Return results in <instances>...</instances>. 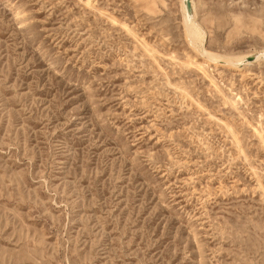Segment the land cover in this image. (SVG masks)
I'll return each instance as SVG.
<instances>
[{
    "label": "rangeland",
    "instance_id": "374dc122",
    "mask_svg": "<svg viewBox=\"0 0 264 264\" xmlns=\"http://www.w3.org/2000/svg\"><path fill=\"white\" fill-rule=\"evenodd\" d=\"M193 2L264 52V0ZM181 9L0 0V264H264V62Z\"/></svg>",
    "mask_w": 264,
    "mask_h": 264
},
{
    "label": "bare ground",
    "instance_id": "6f19581e",
    "mask_svg": "<svg viewBox=\"0 0 264 264\" xmlns=\"http://www.w3.org/2000/svg\"><path fill=\"white\" fill-rule=\"evenodd\" d=\"M185 0H180L181 2V7H182V20H183V25H184V32H185V37L193 51L196 53L197 56H203L206 58L209 62L214 63V69H218L219 65L220 67H226L234 70H241L246 67L251 66L254 63L257 62H264V52L255 54V55H242L240 57L232 58V57H221L219 55H216L212 52H209L206 50L205 47H203V41L206 36V32L203 31V29L199 26V24L196 23L195 21V14L189 16L187 13L186 17V8L185 4L183 3ZM190 1V0H189ZM193 7L194 2L191 0L190 3ZM192 18V20H191ZM252 59V60H249ZM196 63L195 68L196 71H199L203 73L205 76V71H204V65L202 63H198L197 60H195V57L190 58L188 57L186 63L188 65H191L192 63ZM204 64H207V62H203ZM208 77V76H206ZM210 84L215 86L214 82L212 79L209 78ZM258 133V132H257ZM259 134V133H258Z\"/></svg>",
    "mask_w": 264,
    "mask_h": 264
},
{
    "label": "water",
    "instance_id": "95a60500",
    "mask_svg": "<svg viewBox=\"0 0 264 264\" xmlns=\"http://www.w3.org/2000/svg\"><path fill=\"white\" fill-rule=\"evenodd\" d=\"M184 4H185V7H186L188 15L191 16L192 15V10H191L190 1L189 0H185ZM249 60H252V59H249Z\"/></svg>",
    "mask_w": 264,
    "mask_h": 264
}]
</instances>
